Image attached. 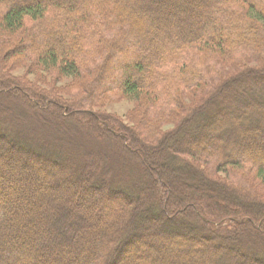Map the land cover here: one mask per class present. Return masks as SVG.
<instances>
[{"label":"trees","instance_id":"obj_1","mask_svg":"<svg viewBox=\"0 0 264 264\" xmlns=\"http://www.w3.org/2000/svg\"><path fill=\"white\" fill-rule=\"evenodd\" d=\"M0 202V264H264V0H0Z\"/></svg>","mask_w":264,"mask_h":264},{"label":"rangeland","instance_id":"obj_2","mask_svg":"<svg viewBox=\"0 0 264 264\" xmlns=\"http://www.w3.org/2000/svg\"><path fill=\"white\" fill-rule=\"evenodd\" d=\"M25 63H27V65H28V62H25ZM25 67L16 68L12 72H10L9 75L10 76H13V77H16V78H21L24 81H26L27 83L32 84L35 87H38L39 89H45L46 87L42 83L38 82L35 79L33 73L29 74L28 73V70ZM253 94L256 97L259 96L258 98L260 99V97H261L260 93L257 94L255 92H253ZM133 107H134V103L133 102H129V101L124 100L118 94H111V96L106 101H104V103L102 104V106H100L98 108L90 107L89 110L90 111H93V112H98V113L103 114V115L108 116V117H115V118L121 120L122 122H124L127 125V122L125 120V117L132 110ZM249 107H252V106H249ZM249 107H245V108H249ZM249 110L252 111L253 108H249ZM217 124L220 125L221 127H226V128L229 127V126L225 125L224 123H222L221 119L218 120V121H215L214 123H212V125H217ZM91 135H94L95 137H97L96 133L95 134L93 133ZM97 141H100V144H101L102 147H98V148H95V149L99 150V153L106 152L105 150H107V149H105L106 146L103 144V141H101V140H97ZM80 144H81L80 147H82V143H80ZM88 146H91L92 147L93 145L89 144ZM94 147L95 146H93V148ZM107 162H109V160L105 159L104 160V164L107 163ZM64 186H66V185L63 184L62 187H64ZM41 191H42V194L44 195V197H46V198H51L50 196H53V197L56 196V198H57V196H58L57 194L59 193V191H57L56 189H53L52 187H47L45 189H42ZM12 194H13L14 197H17L19 199V196H20L21 193L20 192L13 191ZM60 197H61V199H64V201H65V199L67 201L68 198H69V196L66 195V194H65V196L62 194ZM71 198L73 199V201H76V199H78L76 196H72ZM33 202H36L37 204H40L41 205V202L38 203V201L36 199ZM1 205L2 204L0 202V206ZM32 209H34V207ZM18 210H20V209H18ZM22 210L23 209H21V212H22ZM27 214L29 215V213H27ZM32 216L33 215H31V218H32ZM32 227L34 229H36V227H34V226H32ZM129 253L130 252H127L126 254H124L122 256L123 257L122 258L123 259L122 261L125 260L124 262H126L127 264L129 262V260H126L127 258L125 259V257H126L125 255H127V254L129 255ZM150 254L151 253L149 252L148 257H147L146 260H149L150 259V257H151Z\"/></svg>","mask_w":264,"mask_h":264}]
</instances>
